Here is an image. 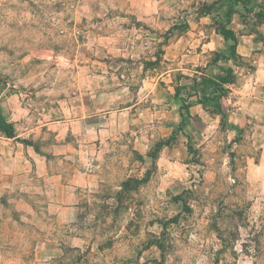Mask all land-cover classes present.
Segmentation results:
<instances>
[{
    "label": "rangeland",
    "instance_id": "rangeland-1",
    "mask_svg": "<svg viewBox=\"0 0 264 264\" xmlns=\"http://www.w3.org/2000/svg\"><path fill=\"white\" fill-rule=\"evenodd\" d=\"M203 3L211 14L199 13ZM217 13L238 40L264 41V0H0V88L27 89L36 114L52 108L61 120V102L80 99L82 82L103 83L94 76L99 56L132 53L139 40L161 52L164 40L169 60L154 73L169 67L171 81L163 84L172 95L183 75L210 68L215 55L204 43L218 37ZM82 54L90 57L83 62L90 77L76 73ZM161 90L132 108L127 122L106 128L93 117L89 134L75 124L68 163L90 168L92 184L74 190L72 217L49 204L47 181L30 193L31 207L15 202L26 191L0 195V264H37L29 249L44 234L64 247L58 264H264L263 137L252 123L236 131L194 119L181 149L173 101L166 110ZM51 143L47 135L41 146ZM65 161L49 158L57 168Z\"/></svg>",
    "mask_w": 264,
    "mask_h": 264
},
{
    "label": "crops",
    "instance_id": "crops-1",
    "mask_svg": "<svg viewBox=\"0 0 264 264\" xmlns=\"http://www.w3.org/2000/svg\"><path fill=\"white\" fill-rule=\"evenodd\" d=\"M140 24L137 23L139 30ZM160 26V32L164 34V23L161 22ZM165 29L168 30L169 26ZM140 36L142 37V34L139 33L138 37ZM108 40L104 41L107 43ZM123 40L121 39V43ZM166 42L163 40L161 52L156 50L154 53L158 43L139 40V45L132 49V53H121L119 58H112L108 54L99 56L96 61L99 64L96 69L98 74L94 76L102 77L103 83L98 82L90 86L82 82L79 86L80 99L72 97L61 102L64 111L61 120L51 117L52 108L47 110L49 113L36 114L32 102L28 101L27 89L15 91L10 89L8 83L1 86L0 195L14 189L26 191L24 194H18L15 202L31 207L33 195L30 193L42 192L41 182L47 181L54 193L50 196L49 204L65 206L64 209L70 211L72 217L75 206L79 204L74 190L78 189L79 185L84 188L92 184L90 168L75 169L68 163V158H71L74 151L75 124L81 125L82 134H89L93 117H98L99 122L104 121L106 128L113 124L116 126L122 121L127 122L128 113L132 108L136 110L139 102L152 100L155 87L162 89L161 95H164L165 91V101L168 104L166 110H170L169 101H173L171 111L176 117L173 124H176L179 133L183 132V138L178 145L181 149L189 146L186 128L194 119L206 126L221 123L236 131L252 123L257 127L258 136L264 139L262 41L237 38L235 49L232 51L231 44L234 42L218 33V37L204 43L215 55L209 63L210 68L200 67L193 70V74H188L190 76L183 75L184 81L179 80L174 84L172 95L170 86L167 89L163 84V81H171L169 67L164 69L162 66L160 73H154L155 64L160 60H169V44ZM163 49L165 53L162 52ZM81 58L82 65L76 73L80 72L82 78L90 77L89 63L83 64L84 60L89 61L90 57H84L82 54ZM180 78L182 77L179 76ZM93 91L95 95L92 96L97 97L91 100ZM145 113L147 115V109ZM169 115L167 117H170ZM2 122L6 124V130L1 127ZM45 128L51 132L43 131ZM47 135L52 138L53 143L45 148L41 143ZM178 139L179 135L171 141ZM145 148H148V143ZM58 154L61 161L66 160L61 168L54 167L49 162L51 156ZM103 154H106V150ZM63 248L55 236L44 234L31 245L29 253L35 256L37 264H58L59 255L64 253Z\"/></svg>",
    "mask_w": 264,
    "mask_h": 264
},
{
    "label": "trees",
    "instance_id": "trees-1",
    "mask_svg": "<svg viewBox=\"0 0 264 264\" xmlns=\"http://www.w3.org/2000/svg\"><path fill=\"white\" fill-rule=\"evenodd\" d=\"M241 1H243V3H244V0H241ZM205 6L206 5L203 3L202 6L200 7L199 13L211 14L212 13L211 9L206 8ZM244 7H246V5H244ZM231 9L232 8H230L228 6L227 9L224 11L225 16H226V21H230V14L232 12ZM214 19H215L214 23L216 24L218 33H220L225 39L232 40L234 42L231 44V50L233 51L235 49V42L237 40L234 31L232 29L227 28L225 22H223L222 20L219 21V19H221L219 13L215 14ZM263 43H264V41H263ZM1 127H3L5 130L7 129V126L4 122L1 123ZM149 156L154 160L155 156L153 153H150ZM141 180H143V179H140V181ZM136 181H137V179H136Z\"/></svg>",
    "mask_w": 264,
    "mask_h": 264
}]
</instances>
